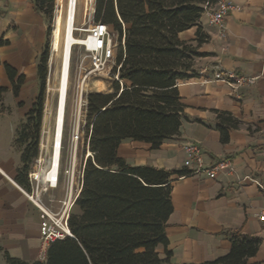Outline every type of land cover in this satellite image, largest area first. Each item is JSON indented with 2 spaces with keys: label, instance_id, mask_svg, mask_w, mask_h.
I'll list each match as a JSON object with an SVG mask.
<instances>
[{
  "label": "crops",
  "instance_id": "crops-1",
  "mask_svg": "<svg viewBox=\"0 0 264 264\" xmlns=\"http://www.w3.org/2000/svg\"><path fill=\"white\" fill-rule=\"evenodd\" d=\"M224 1L238 6L224 19L227 37L222 38L220 29L209 24L205 12L201 24L209 38L199 48L206 55L195 60L199 76L178 85L186 116L179 135L158 149L136 140H124L118 149L131 165L191 172L185 166V145L194 143L202 149L205 168L221 160L232 163L233 171L216 178L205 173L173 176L174 209L166 226L169 242L158 246L161 258L170 253L165 264H205L225 256L231 249L227 236L231 231L259 237V250L249 262L264 264V219L260 216L264 210V0ZM48 29L34 0H0V86L6 89L0 97V264H6L7 255L41 261V211L25 193L31 190L29 173L25 185L18 181L22 147L16 143V134L39 95L38 66ZM196 33L195 26L179 36L191 41ZM6 65L17 71L14 80ZM215 65L257 80L232 89L213 80ZM20 76L24 81L15 95L14 82ZM222 113L239 122L229 130L226 142L218 128ZM66 184L65 180L42 194L53 211L65 198Z\"/></svg>",
  "mask_w": 264,
  "mask_h": 264
},
{
  "label": "trees",
  "instance_id": "trees-1",
  "mask_svg": "<svg viewBox=\"0 0 264 264\" xmlns=\"http://www.w3.org/2000/svg\"><path fill=\"white\" fill-rule=\"evenodd\" d=\"M215 0H95L94 19L108 24L122 40L117 65L120 80L111 92L88 95L89 157L83 187L70 216L73 237L52 242L45 261L28 262L6 257V264H165L158 246L168 245L166 226L173 212V176L191 173L186 168L167 170L151 165H131L118 153L124 140L150 143L158 149L179 135L184 114L178 85L198 77L195 60L206 55L199 48L208 41L201 18L207 3ZM47 21L55 0H34ZM197 27L196 39L179 34ZM50 35L38 66L40 91L25 122L18 128L16 143L22 147L18 181L25 185L39 154L50 58ZM195 42V43H194ZM0 43H3L0 41ZM1 62V61H0ZM12 80L17 71L6 65ZM116 71V68L114 69ZM24 77L14 81L19 95ZM122 82V83H121ZM6 89L0 86V97ZM222 141L238 126L232 115H219ZM90 126L92 128L90 129ZM92 153V154H91ZM229 253L205 264H252L261 239L239 231L227 233Z\"/></svg>",
  "mask_w": 264,
  "mask_h": 264
},
{
  "label": "built area",
  "instance_id": "built-area-1",
  "mask_svg": "<svg viewBox=\"0 0 264 264\" xmlns=\"http://www.w3.org/2000/svg\"><path fill=\"white\" fill-rule=\"evenodd\" d=\"M237 8L238 6L234 3L224 0L217 1L215 6L209 2L206 4L205 12L209 18V24L217 26L220 29V36L222 38H226L228 35L224 19L229 13L233 12ZM94 13L95 0H85V16L93 20L88 26H75L74 28V34L79 32L84 33V36L79 40L80 43L74 44L73 47L76 45L81 46L85 53L78 62L76 69L74 99L71 103V109L69 112V116L71 117V136L69 143H71L72 149L69 160L70 164L68 168L65 169V174L67 176V188L65 198L59 201L60 205L57 211H53L44 203L42 194L49 188H57L59 185L62 170L63 139L60 142L62 143L60 144L62 147L60 148V159L57 165L56 178L53 180L47 179V181H45L43 177L45 171L50 168V170H48L50 172L55 167L54 160L53 162L51 160L52 157L50 156L48 158L46 156V149L48 148V145H45V143H40L39 154L34 160L32 169L29 172L31 190L25 191V193L30 201H32L41 211V261L46 260L47 251L52 242L64 239L67 236L73 237L69 221L75 202L83 187L84 179L83 169L79 177L80 188L78 194H75L74 188L77 174V148L79 141L83 138V134L87 132L88 129V95L89 93L94 92L90 82L93 79L105 76H110L109 78L114 80H120L119 75L121 65H117L116 59L119 47L122 46L125 48V27L122 40L120 41L118 38L119 35L115 33L108 24L95 21ZM115 68L116 71H114ZM213 80L222 82L232 89H238L245 84H254L257 77L238 75L232 70H222L218 65H215L213 66ZM96 91L100 92V90ZM65 109V120L62 125L63 134L66 126L67 100ZM91 128L92 126H90V129ZM86 143L89 147V138L86 139ZM185 151V166L192 168V174L205 173L210 178H216L221 172L234 170L232 163L229 160H221L211 167L205 168L202 149L197 144H186ZM51 201H54V199H51ZM260 216L264 219V210L261 212Z\"/></svg>",
  "mask_w": 264,
  "mask_h": 264
},
{
  "label": "rangeland",
  "instance_id": "rangeland-1",
  "mask_svg": "<svg viewBox=\"0 0 264 264\" xmlns=\"http://www.w3.org/2000/svg\"><path fill=\"white\" fill-rule=\"evenodd\" d=\"M85 0H79L78 2V14L75 21L76 27H83L88 26L89 23L93 19H89V17L85 16ZM59 8L58 0H55V8L53 16L50 20H48V27L51 29L50 35V58H49V66H48V77L46 83V99H45V108L43 114V122L41 128V138L40 143H45L48 145L46 149V156L49 158L52 154L51 144L53 141V133L55 128V117H56V109L58 104V82H59V74H60V66H61V54L58 53L54 56L53 54V32H54V25L57 16V10ZM77 37L82 38L84 33H76ZM84 50L81 46H74L71 55V70H70V79H69V90H68V98H67V115H66V126L64 129L63 134V148H62V170L60 174V184L66 180L67 183V176L65 174V169L68 168L70 164V157H71V143L70 136H71V128H70V119L69 112L71 109V103L74 99V86H75V79H76V69L77 64L80 61L81 57L84 55ZM110 77V76H109ZM108 76L102 78L93 79L90 82L91 87H93V91L97 92L96 90L103 89L100 92H111L112 91V83L114 79L109 78ZM71 80V81H70ZM48 115V116H47ZM46 120V121H45ZM20 120L18 118V124ZM50 134V135H49ZM10 132L7 131V138L9 139ZM40 145V144H39ZM89 147L86 143V132L83 134V138L78 143L77 148V174H76V184L74 188V193L78 194L80 184H79V177L82 173L87 158L89 155ZM92 154V153H91ZM34 163V162H33ZM33 166V164H32ZM67 188V184H66ZM66 191V189H65ZM55 201V200H54ZM58 205V202L57 204ZM60 205V204H59Z\"/></svg>",
  "mask_w": 264,
  "mask_h": 264
},
{
  "label": "bare ground",
  "instance_id": "bare-ground-1",
  "mask_svg": "<svg viewBox=\"0 0 264 264\" xmlns=\"http://www.w3.org/2000/svg\"><path fill=\"white\" fill-rule=\"evenodd\" d=\"M78 2L79 0H58L59 8L57 10L53 32V54L54 56L58 53L61 54V66L58 82V104L56 109L51 155V160L52 162L54 160L55 167L50 172L48 171L50 168L45 171L43 174L45 181H47V179L53 180L56 178L57 165L60 159V148L62 147V145L60 146V144H62L60 142L63 139L62 125L65 120L66 100L68 98L67 94L71 70V55L73 45L80 43L79 40L81 39L74 34Z\"/></svg>",
  "mask_w": 264,
  "mask_h": 264
}]
</instances>
